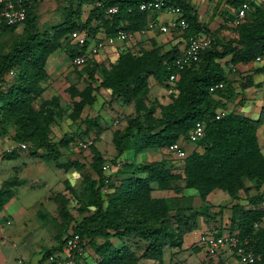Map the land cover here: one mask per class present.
I'll use <instances>...</instances> for the list:
<instances>
[{
  "label": "trees",
  "instance_id": "trees-1",
  "mask_svg": "<svg viewBox=\"0 0 264 264\" xmlns=\"http://www.w3.org/2000/svg\"><path fill=\"white\" fill-rule=\"evenodd\" d=\"M141 1L77 0L74 6L64 7L62 20L42 30L36 28L37 16L32 0L24 2L26 15L22 20L23 31L14 34L8 49L0 53V118L2 114H9L19 125L20 131L14 134L15 139L30 140L36 147H43L45 160L59 157V142L47 138L48 122L43 115L48 108L44 109L42 104L33 106V101L44 89L41 82L48 75L45 69L48 55L62 46L70 58L80 52L77 46L68 41V34L74 29H84L95 36L99 32L112 35L120 28L136 30L143 27L150 12L139 8ZM165 1L183 9L188 24L184 36L204 29L211 34V43L201 50L197 62L180 70L173 63L178 51L176 43L159 52V44L151 42L152 38L149 39L148 48L142 45L143 48H138L135 53L129 52L130 48L119 51L117 62L109 67L95 58L82 65H90L88 75L94 79L95 72L99 71V85L109 88L111 96L129 102L146 95L149 91L147 78L152 76L158 83H169L171 101L160 104V116L152 115L155 105L150 104L141 116L129 118L122 130L116 129L112 138L117 152L110 160L94 152L92 166L97 176L85 177L84 189L78 196V212L87 213L70 225V232L60 237L57 244L45 248L34 264H42L49 255L59 254L65 238L71 233H78L82 241L93 249L97 255L96 264H137L140 258L161 263L166 245L180 247L182 243L181 216L173 214L177 217L175 227L167 215L173 209L176 213L178 209H192V205L180 206L176 202L179 197L191 198L183 194L184 188H195L201 199H205L214 188L225 190L231 198H235L239 190L246 188L245 179L254 180V183L264 181V153L257 136V128L264 122V80L257 84L262 87L263 99L257 118L234 109L219 118L214 116L216 107L226 106L218 95H223L227 100L233 94L220 60L244 63L253 61L256 55L264 52V6L251 2L253 10L248 18L235 27H229L231 36L225 37L219 31L228 26L221 24L211 31L199 20L190 0ZM242 1L245 0H225V3L236 8ZM83 4L90 7L86 17L81 19ZM112 6H116V11L108 13L107 9ZM16 26L0 20V37L13 33ZM256 69L264 72V64ZM9 70H13L14 75L7 81L4 75ZM174 72H178L179 76L170 83L169 75ZM219 81L226 83L225 89L212 93L210 87ZM92 89L91 85L82 90L76 89L75 93L80 97L73 102L76 113L82 110L84 104L93 101ZM97 119V115L84 119L86 129L98 125ZM197 120L204 122V134L193 142L196 148L182 158V172H171L160 160L136 163L117 159L127 146L134 152L144 146L166 148L178 140L184 146L183 143L190 142L188 132ZM15 155L14 148L2 153L5 158ZM105 162L114 168L116 176L124 175L120 181L112 180L111 173L103 171ZM69 165L65 164V167ZM177 180L182 183L175 185ZM151 182H155L159 189L172 186L180 196H153ZM104 186L106 191L102 192ZM11 195L9 186L0 189V208ZM56 197L58 214L67 226L73 217L68 211L66 198L61 194ZM250 201L254 203L255 200ZM90 206L93 207L91 211ZM233 206L236 211L235 228L241 243L255 255L254 260L246 264H264V224L253 227V222L263 209L254 206L246 208L238 203ZM193 213L198 211L193 210ZM38 214L40 217L44 215L41 210ZM231 220L233 222V216ZM129 236L144 242L139 254L124 242L115 245L110 240L111 237L121 239ZM70 256L76 264H85L81 260L80 250H72Z\"/></svg>",
  "mask_w": 264,
  "mask_h": 264
},
{
  "label": "rangeland",
  "instance_id": "rangeland-1",
  "mask_svg": "<svg viewBox=\"0 0 264 264\" xmlns=\"http://www.w3.org/2000/svg\"><path fill=\"white\" fill-rule=\"evenodd\" d=\"M219 0L218 2H220ZM77 0H32V5L36 13V28L39 30L50 27L63 18L64 7L74 6ZM198 14L199 20L206 24L211 31H215L222 26L220 20L229 14L227 5H222L219 12L214 11V2L216 0H190ZM264 6V2L260 3ZM88 4L81 6V19H84L89 10ZM159 16L168 19L171 14L159 12ZM229 27L224 26L220 33L225 37L231 36ZM228 29V30H227ZM227 30V31H226ZM23 31L22 22L18 23L13 33L3 34L0 37V53L7 50L14 34H21ZM184 34L176 33L173 39L183 38ZM157 49L159 52L167 50L171 44L170 35H158ZM169 40L167 42V40ZM180 39V40H181ZM150 40H144L136 43H130L129 52L135 53L138 48L150 47ZM162 41H165L162 43ZM167 42V43H166ZM155 43V44H156ZM182 41L176 42V47ZM173 45V44H172ZM120 44L110 48L109 52H102L97 56L104 66L109 67L117 62ZM251 62V61H249ZM90 65L73 67L70 57L65 47H59L48 55L45 63L47 77L41 82L43 86L42 93L33 101V106L42 104L44 109V119L48 122L47 138L50 141L59 142V157L57 159L45 160L42 154L45 152L43 147H36L30 140L19 141L15 139L14 134L20 131L17 123L9 114H2L0 118V189L9 186L12 195L8 199H17V203H23L26 208V217L23 222L13 220L11 224H6V213L0 208V240L4 241L11 253V259L5 264H27L40 256L42 251L58 243L59 238L70 232V225L79 220L87 212H78V196L85 186V177L96 178V173L92 166L94 152L101 154L107 161L116 155V146L113 140V132L122 130L127 120L131 117L141 116L147 110L150 104L155 108L152 112L154 117L160 116L161 105L171 101L170 87L167 81L158 83L152 76H148L147 83L149 91L146 95L137 97L129 102L122 98L111 96L110 89L99 85L101 76L96 71L94 78L88 75ZM248 79V78H247ZM244 79V80H247ZM7 80V79H6ZM8 79L7 81H10ZM242 81L241 83H243ZM248 83H250L247 80ZM254 84L251 83V85ZM87 85L93 89L91 94L94 99L91 103H86L79 113H76L73 102L80 99L75 93L76 89L82 90ZM247 85V84H245ZM260 93V89L257 90ZM261 94V93H260ZM157 100V101H154ZM97 115L98 125L86 129L84 119ZM258 142L264 153V122L257 128ZM86 142V146H80L79 142ZM24 143L25 147L20 144ZM186 153L196 148L195 143H183ZM16 150V155L11 158L2 157V153L10 149ZM201 150V148H199ZM119 160L138 162H149L160 160L163 166L171 172H182V159L175 158L167 152L166 148L158 146L143 147L136 152L127 146L125 151L117 156ZM65 164H70L65 167ZM112 180L120 181L124 175H115L114 168H110ZM7 182V183H5ZM182 183L177 180L175 185ZM251 185L244 190H239L235 198L230 200L222 199L214 201V190H212L205 199H201L197 193L190 199L179 197L176 201L180 206L192 205L191 210H170L167 218L176 227V216H181L180 231L182 232V243L180 247H170L166 245L163 250V259L159 263L151 259L149 263L145 258H140L137 264H245L234 255L227 253L206 254L201 246L198 236L200 234L210 233L212 231L222 232L223 230H235L236 211L233 204H243L244 207L264 208V181L251 182ZM153 196H180L172 188L159 189L155 182H151ZM194 190V189H193ZM250 190V191H249ZM63 195L66 198V205L69 213L72 215V221L65 226L62 218L58 214L57 195ZM255 200L251 203L250 200ZM93 207L90 206V211ZM44 213L40 217L38 212ZM193 210L198 211L194 214ZM173 214H177L176 216ZM173 215V216H172ZM233 216V222L231 220ZM229 225L228 227H225ZM17 230L14 234L13 231ZM27 233V236H23ZM18 237L20 244L26 242L27 253L21 256L12 244H16ZM101 239H98V241ZM113 244L118 245L121 242L128 244L136 254L140 253L144 242L137 241L136 237L117 238L111 237ZM82 244L81 260L85 264H96L97 255L93 249L84 241ZM18 247V245H17ZM149 259V258H148ZM81 260L79 262H81ZM22 261V262H21Z\"/></svg>",
  "mask_w": 264,
  "mask_h": 264
},
{
  "label": "built area",
  "instance_id": "built-area-1",
  "mask_svg": "<svg viewBox=\"0 0 264 264\" xmlns=\"http://www.w3.org/2000/svg\"><path fill=\"white\" fill-rule=\"evenodd\" d=\"M27 0H0V20L6 24H18L22 22L26 15ZM251 2L255 0H245L236 7H231L230 16L227 17L225 25L228 27H235L246 20L253 10ZM256 3V2H255ZM141 10L150 12L146 24L136 30L117 29L112 35H105L102 32L92 36L87 33L84 29H74L68 34V41L71 44L77 46L80 52L76 53L70 58L71 65L78 67L86 64L90 59H96L102 52H109L110 48L115 47L116 44H120L119 51L128 48L127 45L130 43H136L144 40H149L154 34H172L179 33L184 34L187 27V21L183 15V9L165 0H143L139 3ZM116 6H112L107 9L108 13L116 11ZM159 12H167L171 14V17L164 19L159 16ZM151 32H156L152 34ZM211 34L204 29L197 31L194 34L183 36L181 39L182 43L178 46V51L174 55L173 63L178 70L183 69L185 66L191 63L197 62L200 59V52L211 43ZM145 45V44H142ZM138 49V46L136 47ZM225 72L229 70H235V64L226 59H221ZM251 62H257L260 65L264 64V52L255 56ZM14 75L13 70H9L5 75L4 79H11ZM179 76L178 72L171 73L168 81L173 83ZM226 83L219 81L210 87V91L213 93L217 89H225ZM218 99L222 102H226V98L223 95H218ZM229 109L227 106H218L215 109L214 116L219 118L225 115ZM204 134V122L197 120L192 125L188 132V140L195 142L200 139ZM80 146L85 147L86 142H79ZM25 147L24 143L20 144ZM168 153L178 159H182L187 153L186 149L182 145L181 140L172 142L166 147ZM110 163L105 162L102 165L103 171L106 173L110 171ZM102 192L106 191V187H102ZM264 224V208L259 218L253 222V227H259ZM226 225L225 227H228ZM198 240L203 246V250L206 254H220L227 253L234 255L236 258L243 261L245 264L250 263L254 260L255 255L250 249H246L242 245L241 240L238 236L237 229L235 230H223L222 232L212 231L210 233L200 234ZM82 238L78 233H71L65 238L64 244L59 254H51L46 260L45 264H76L73 257L70 256L72 250H80Z\"/></svg>",
  "mask_w": 264,
  "mask_h": 264
},
{
  "label": "crops",
  "instance_id": "crops-1",
  "mask_svg": "<svg viewBox=\"0 0 264 264\" xmlns=\"http://www.w3.org/2000/svg\"><path fill=\"white\" fill-rule=\"evenodd\" d=\"M218 1L219 0H216V2H214V11L216 10V12H219L223 4L227 5L225 3V0H221L220 2ZM255 2L257 4H260L264 2V0H255ZM227 10H229V14L228 15L225 14V17L220 20H217V22L220 21L222 24L225 25V21L227 17L230 16V13H231V7H229L228 5H227ZM151 33L154 34L156 32H151ZM158 35H163V36L170 35L171 39H173L174 38L173 35H176V33L165 34V35L164 34H154L152 36V39L156 41L155 37H157ZM180 39L181 38L173 39V41L170 40L169 43L171 45L175 44L178 41L180 42L181 41ZM168 41L169 40H167V42ZM164 42L165 41H162V43ZM259 66L260 64L257 62H244V63L239 62L235 64V70H229L226 72L229 85L231 86V88H233L232 90L233 94L230 95V97H228L226 100V106L229 110L234 109L251 118H257L259 116L261 106L263 104V99H262V87L257 84H261L264 80V72L256 69ZM244 79H247L250 83H248L247 80H244ZM242 81L244 82L241 83ZM253 82L254 84L251 85V83ZM258 89H260L261 94L257 93ZM251 182H254V180L245 179L244 187L250 186ZM213 190H214V196H213L214 201H220L222 199H225V200L231 199L227 191L222 190L220 188H214ZM241 190H244V188ZM195 193H197V191L193 187H188V188L183 189V194L193 196ZM2 211L6 213V218H7V220H5L6 224H11L13 220L14 221L18 220V221L23 222V219H25L27 215L26 208L23 205V203H20V202L17 203V199L15 198L9 200L4 206ZM0 230H1V227H0ZM13 232L15 234L17 233V230L15 229V231ZM27 235L28 234L25 233V235L23 236L25 237ZM23 236L18 237L17 235L16 244H12L15 248H17V251L20 255L18 259L19 261L22 260L21 256L27 253V246L25 245L26 242H23L22 244H20V238H22ZM3 243L4 241L0 240V264L7 263L8 260L11 259V256H12L10 249L7 246H5ZM39 257L40 256L36 257L32 261H28L27 264H34ZM145 259L149 263L151 262V259H148V258H145ZM42 264H45V262Z\"/></svg>",
  "mask_w": 264,
  "mask_h": 264
}]
</instances>
